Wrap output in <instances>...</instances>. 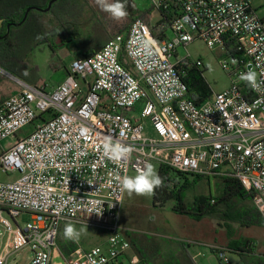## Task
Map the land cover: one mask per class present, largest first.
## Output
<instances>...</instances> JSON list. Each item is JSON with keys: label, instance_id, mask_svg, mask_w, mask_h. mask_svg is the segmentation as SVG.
<instances>
[{"label": "built area", "instance_id": "1", "mask_svg": "<svg viewBox=\"0 0 264 264\" xmlns=\"http://www.w3.org/2000/svg\"><path fill=\"white\" fill-rule=\"evenodd\" d=\"M152 2L172 15V38L156 39L138 19L92 57L76 58L59 86L17 80L21 91L0 104V142L17 139L0 157V169L19 174L0 182L7 236L0 264L25 251L33 257L24 264H53L57 253L63 264H134L120 225L127 192L119 178L148 163L234 179L254 195L264 218V18L252 0ZM198 40L221 51L231 78L228 89L201 104L190 99L178 67L190 59L203 69L202 59L178 58L179 48ZM249 70L257 76L255 90L240 79ZM43 114L50 118L17 137ZM24 214L32 221L22 225ZM68 223L96 227L107 241L64 254L59 239ZM213 250L220 264H234L227 254H238Z\"/></svg>", "mask_w": 264, "mask_h": 264}, {"label": "rangeland", "instance_id": "2", "mask_svg": "<svg viewBox=\"0 0 264 264\" xmlns=\"http://www.w3.org/2000/svg\"><path fill=\"white\" fill-rule=\"evenodd\" d=\"M113 2V0H109ZM126 6L127 15L123 19L115 20L108 13L103 11L95 0H79L84 9V16L80 32L88 34L93 25L103 23L105 26L120 27L140 17L138 11H151L145 16V20L156 24L162 19V15L153 5L152 0H121ZM258 14L264 18V0H252ZM59 32L62 33V30ZM115 35L116 33L113 32ZM168 37L172 38L173 33L169 31ZM63 36V35H62ZM53 33L54 43L59 47L57 55L62 59L65 68L53 70L50 67L52 51L48 44L38 47L31 55V62L40 69V75L49 89L57 87L66 69H69L72 62L81 57V54L72 42H61ZM64 40V39H63ZM63 44V45H61ZM189 56L193 60L202 59L204 62V75L214 93L222 92L231 86L229 73L221 65L222 53L218 49H211L201 40L195 41L184 48L178 49V58L184 59ZM56 60V59H55ZM0 74L6 77L8 87L15 89L21 85L13 77L7 75L0 69ZM22 87V86H21ZM9 90V89H8ZM10 90L4 91V96ZM39 124L38 121L23 129L18 138H24L30 134ZM17 141L16 138L0 142V157L10 146ZM159 174V166L153 165ZM19 174L9 175L0 169V182H10L18 179ZM194 180V176H189ZM184 179H181L183 182ZM224 180L212 178L199 179L187 192L188 202L196 196H205L208 201L215 200V204L209 206L211 214L197 221L187 215L175 213V201H169L164 205H156L154 196L127 193L123 210L120 216V225L131 242V249L127 257L134 264H220L214 250L216 247L226 248L242 245L248 241L253 248L254 257L257 263L264 264V225H258L249 219L253 217L254 205L250 199L242 200L239 196H229V202L224 203L225 189ZM256 208V207H255ZM31 216L24 214L20 217V224L25 225L31 222ZM97 222L103 221L99 218ZM73 224L77 230H82L78 241L73 242L85 249L103 245L107 241V235L102 230L86 225ZM61 237V236H60ZM7 239L3 228L0 226V244ZM59 249L62 250L60 239ZM63 252V250H62ZM228 258L234 264H242L241 257L235 253H228ZM33 254L25 251L16 256L10 264H24L30 260Z\"/></svg>", "mask_w": 264, "mask_h": 264}, {"label": "trees", "instance_id": "3", "mask_svg": "<svg viewBox=\"0 0 264 264\" xmlns=\"http://www.w3.org/2000/svg\"><path fill=\"white\" fill-rule=\"evenodd\" d=\"M53 0H0V69L11 74L15 78L30 84L37 85L42 80L40 69L31 62V55L35 50L48 44L52 56L50 67L53 70L64 69V63L58 57V46L54 43L53 33L58 38H63L61 42H72L81 56L92 57L100 51L115 36L127 33L131 25L138 19H142L151 28L156 39L162 41L167 37V32L172 22V15L167 12H160L162 19L156 24L145 20V16L151 11H138L140 17L133 19L120 27L105 26L99 22L93 25L88 34L80 32L84 9L79 4V0H56L50 7ZM50 9L48 10V8ZM32 8L30 11H28ZM62 30V33L59 32ZM115 32L116 34L113 35ZM63 35V36H62ZM61 44V45H63ZM56 59V60H55ZM184 81L189 89V97L195 103L201 104L213 96V90L207 82L204 70L197 67L192 60L187 59L179 64ZM6 77L0 74V92L2 85L6 82ZM2 104V103H1ZM50 118V115L43 114L38 118L41 123ZM159 175L164 178V185L155 189L153 196L156 205H164L169 201H175L174 211L180 215H187L197 221L211 214L209 206L215 204L208 201L205 196H196L193 201L188 202L187 192L199 179L196 176L190 180L189 176L161 166ZM184 179L181 182V179ZM225 198L223 202H229V196H239L242 200L250 199L254 205V195L247 192L238 181L225 179L223 182ZM255 211L251 222L263 226L264 218L253 206ZM61 230L60 244L64 254H71L77 245L71 240H67ZM228 248L237 252L243 260L254 259V251L248 241L244 244L231 246ZM255 264L254 261H252Z\"/></svg>", "mask_w": 264, "mask_h": 264}, {"label": "clouds", "instance_id": "4", "mask_svg": "<svg viewBox=\"0 0 264 264\" xmlns=\"http://www.w3.org/2000/svg\"><path fill=\"white\" fill-rule=\"evenodd\" d=\"M95 3L115 20L123 19L127 15L126 6L121 0H113V2H109V0H95ZM240 79L245 81L254 90L259 87L254 71L249 70L247 73L242 74ZM106 150H110L107 144ZM119 184L121 189L129 195H151L155 189L164 185V178L157 173L151 163H148L135 176L124 175L120 177ZM81 231L77 230L73 224L68 223L64 227L63 235L65 239L75 242L79 240Z\"/></svg>", "mask_w": 264, "mask_h": 264}, {"label": "crops", "instance_id": "5", "mask_svg": "<svg viewBox=\"0 0 264 264\" xmlns=\"http://www.w3.org/2000/svg\"><path fill=\"white\" fill-rule=\"evenodd\" d=\"M49 46V45H48ZM58 51H59V49H58ZM58 53V52H57ZM59 57V56H58ZM60 58V57H59ZM61 59V58H60ZM62 60V59H61ZM67 71H68V69H66V72H65V75L62 77V79L60 80V82H59V84L57 85V86H59L63 81H64V79H65V77H66V75H67ZM17 79V78H16ZM15 79V80H16ZM19 80V79H18ZM39 83H46L44 80H41ZM47 84V83H46ZM10 90V92H9V94L7 93L6 95V98H2L3 96H4V91H9ZM21 86L20 87H17V88H15V89H12V88H10V87H8L7 86V84L6 83H4L3 85H2V87H1V92H0V104L1 103H3L5 100H7V99H9L10 97H12L13 95H16V94H18L20 91H21ZM126 195H127V193H126ZM65 227V225L62 227V229ZM229 245H227V247H228ZM252 261H254L255 262V264H259V263H257V261L255 260V258L252 260V259H250L249 257L248 258H246L245 260H243V262L245 263V264H251V263H253ZM53 264H63V262H62V260H61V258L59 257V254L57 253V254H55L54 255V260H53Z\"/></svg>", "mask_w": 264, "mask_h": 264}, {"label": "water", "instance_id": "6", "mask_svg": "<svg viewBox=\"0 0 264 264\" xmlns=\"http://www.w3.org/2000/svg\"><path fill=\"white\" fill-rule=\"evenodd\" d=\"M54 1H56V0H53L51 3H50V7H51V5L53 4V2ZM50 7L48 8V10L50 9ZM32 8H30L28 11H30ZM7 75H9V76H11V77H13L14 79H16L14 76H12L11 74H9V73H7V72H5ZM16 80H18V79H16Z\"/></svg>", "mask_w": 264, "mask_h": 264}]
</instances>
